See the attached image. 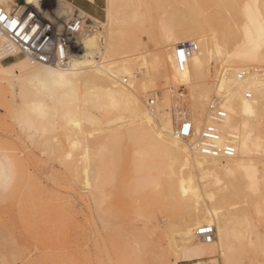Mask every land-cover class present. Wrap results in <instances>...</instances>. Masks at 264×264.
Here are the masks:
<instances>
[{
	"label": "bare ground",
	"instance_id": "bare-ground-1",
	"mask_svg": "<svg viewBox=\"0 0 264 264\" xmlns=\"http://www.w3.org/2000/svg\"><path fill=\"white\" fill-rule=\"evenodd\" d=\"M26 1L28 5L37 3V0ZM150 1L106 0L104 22L86 14L89 24L98 28L78 39L80 51L70 55L68 69L33 64L26 57L5 65L2 62L5 57H0V96L6 85L9 115L28 139L42 138L45 149H53L57 143V118L65 119L72 130L79 133L83 132L82 126H104L95 131L107 137L105 142L109 144L122 130L134 132L139 144L147 147L148 154L139 158V167L152 165L154 178L150 184L157 193L161 210L171 222L175 214L182 212L173 225L180 226L175 246L183 260L201 264L211 258L217 264H241L240 258L253 254L261 255L263 262H259L264 264V239L259 229V226L264 228V223L260 221L255 226L249 223V234L242 236L227 217L232 211H243L250 217L252 211L259 215L264 210V199L244 194V184L249 182L252 188L258 189L260 180L264 179V158L256 151L264 131V0H252L253 5L246 7L247 19L242 24L245 36L241 40H232L228 30H222L225 28H222L223 11L228 8L220 5L225 0H205L217 13L212 16L201 11L199 19L192 13L191 4L198 5L199 0H187L184 13L172 12L158 23L159 28L152 37L161 52L149 61L142 52L141 36L123 23L126 19L124 9L131 5L141 7ZM58 2L60 11L69 5L65 0ZM10 4L16 5L15 0H0L2 7ZM185 41L196 42L199 51L190 60L188 69L181 72L176 66L174 51ZM213 61L218 62L219 70L212 79L209 69ZM153 64L165 68L168 84L191 86L189 112L197 135L202 127L212 123L211 96L220 100L221 108L228 113L220 129L222 143L234 145L236 155L233 158L212 159L200 155L197 135L190 142L174 137L176 126L169 112L173 97L168 91L155 108L147 110L141 94L154 89L153 78L158 77L159 70L156 72ZM135 70L142 76H135ZM241 75L245 77L239 79ZM248 94L252 95L251 99L247 98ZM173 111L179 122V111L177 108ZM69 142L72 148L85 144L82 159L87 163L90 145L85 137L83 141L69 137ZM105 142L100 146L104 147ZM12 161L0 149L2 203L6 201L4 193L17 182V168ZM83 171L87 178L88 167ZM162 171L176 175V182L160 183L157 176ZM223 180L227 181L223 186H232L236 198L243 197L238 200L240 204L228 205L224 198L216 199L212 188L220 186ZM40 210L38 205L36 212ZM111 221L107 217L106 223ZM152 226L154 230L159 229L153 222ZM203 226L216 229L211 243L196 237L197 229ZM163 255L160 264L168 262Z\"/></svg>",
	"mask_w": 264,
	"mask_h": 264
},
{
	"label": "rangeland",
	"instance_id": "rangeland-1",
	"mask_svg": "<svg viewBox=\"0 0 264 264\" xmlns=\"http://www.w3.org/2000/svg\"><path fill=\"white\" fill-rule=\"evenodd\" d=\"M187 3V0H151L141 7L131 5L124 9L126 19L123 24L141 36L144 42L142 52L149 61L161 52L152 37L159 28L158 23L172 12L184 13ZM191 4L197 19L201 11L212 16L217 13L205 0H199L198 5ZM252 5V0H225L220 5L228 8L222 15L225 23H221L222 28L225 27L222 30H228L232 40H241L245 36V28H242L243 21L247 19L245 9ZM14 6L3 7L12 11ZM98 20H106L105 12ZM94 27L97 30L98 27ZM153 67L156 70L151 68L152 72L159 70L158 77L153 78L154 89L141 94V98L147 110L153 109L168 91L173 97L169 112H172L176 126L178 121L173 110L178 107L181 93L185 94V103L191 109V86L168 84L165 68L154 64ZM218 70V62L213 61L209 69L212 79L218 75ZM134 74L142 76L139 70ZM3 87L4 95L0 96V149L12 158L17 168V182L4 193L6 201H0V264H160L163 254L168 259L166 264L188 262L177 253L175 246L180 226L173 225V221L181 217L182 212L175 214L171 222L161 210L157 193L150 184L154 178L152 165L139 167L138 160L148 154L147 147L139 144L134 132L122 130L109 144L105 142L107 137L95 131L104 126H82L83 132L79 133L72 130L65 119L57 118V143L53 149H45L42 138L28 139L11 118L8 112L9 90L6 85ZM211 97L215 98L214 95ZM150 99H155L154 107L149 105ZM66 133L71 139L77 137L83 141L85 137L89 142L90 159L87 163L82 159L85 144L72 148ZM104 142L105 146H100ZM256 151L260 158H264V131L258 139ZM84 167H88L87 178ZM157 178L160 183L176 182L177 176L162 171ZM226 182L223 180L220 186L212 188L216 199L224 198L228 205L240 204L238 200L243 197L236 198L232 194V186H223ZM258 186V189L252 188L247 182L244 194L264 199V179ZM206 201L210 199L206 198ZM67 203L72 207H67ZM38 205L40 212H36ZM107 217L112 220L108 224ZM227 217L230 224L246 236L250 232L249 223L254 226L260 221L264 223V210L259 215L252 211L250 217L243 211H232ZM152 222L159 229L154 230ZM259 229L264 239V228L259 226ZM148 230H153V233ZM214 260L207 258L201 264H217ZM259 261L263 262L261 255L246 254L240 258L241 264H261ZM190 263L197 264L194 261Z\"/></svg>",
	"mask_w": 264,
	"mask_h": 264
},
{
	"label": "built area",
	"instance_id": "built-area-1",
	"mask_svg": "<svg viewBox=\"0 0 264 264\" xmlns=\"http://www.w3.org/2000/svg\"><path fill=\"white\" fill-rule=\"evenodd\" d=\"M15 3L10 12L0 6V57H5L2 62L26 57L33 64L70 68V55L80 51L78 39L95 30L89 24L87 15L70 3L60 11L58 0H37L33 5H28L26 0L23 3L15 0ZM198 51L199 45L194 41L178 45L174 51L178 70L186 71L190 60ZM243 77L245 75H241L239 79ZM184 96L181 93L177 101L179 122L173 135L176 139L190 142L197 134ZM247 98L251 99L252 95L248 94ZM155 103V99L149 100L151 107ZM220 103L218 99L211 102L209 112L212 123L201 128L197 135V149L204 157L230 159L236 155V148L231 143H222L220 129L224 126L228 113L221 108ZM215 233L213 226H203L197 229L196 237L204 243H211L215 239Z\"/></svg>",
	"mask_w": 264,
	"mask_h": 264
},
{
	"label": "crops",
	"instance_id": "crops-1",
	"mask_svg": "<svg viewBox=\"0 0 264 264\" xmlns=\"http://www.w3.org/2000/svg\"><path fill=\"white\" fill-rule=\"evenodd\" d=\"M18 3H23L24 0H16ZM68 3L76 6L85 14L94 18H102L105 9V0H65Z\"/></svg>",
	"mask_w": 264,
	"mask_h": 264
}]
</instances>
